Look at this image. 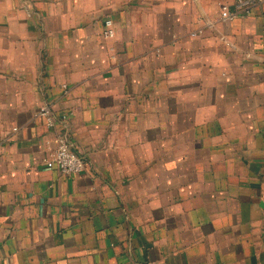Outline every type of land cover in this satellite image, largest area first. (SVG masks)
I'll return each instance as SVG.
<instances>
[{
    "label": "crops",
    "instance_id": "obj_1",
    "mask_svg": "<svg viewBox=\"0 0 264 264\" xmlns=\"http://www.w3.org/2000/svg\"><path fill=\"white\" fill-rule=\"evenodd\" d=\"M248 1L225 23L238 0H0V264H264ZM44 105L81 172L44 164Z\"/></svg>",
    "mask_w": 264,
    "mask_h": 264
},
{
    "label": "built area",
    "instance_id": "obj_2",
    "mask_svg": "<svg viewBox=\"0 0 264 264\" xmlns=\"http://www.w3.org/2000/svg\"><path fill=\"white\" fill-rule=\"evenodd\" d=\"M248 4V0H238L235 10H231L228 6L223 5L221 8L222 21L225 23L230 22L238 16L241 10H243V7L247 8ZM104 24V37L113 38L115 36V29L112 19H105ZM37 115L45 118L49 128H56V134L53 139L55 148L44 158V164L49 168L56 169L59 173L66 176L81 172L85 168L83 158L71 148V143L67 134L57 131L59 120L62 118H57L49 105L40 107L37 111Z\"/></svg>",
    "mask_w": 264,
    "mask_h": 264
}]
</instances>
